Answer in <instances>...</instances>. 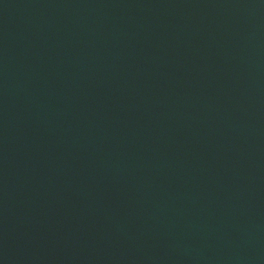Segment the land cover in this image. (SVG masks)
Here are the masks:
<instances>
[{
	"label": "water",
	"instance_id": "1",
	"mask_svg": "<svg viewBox=\"0 0 264 264\" xmlns=\"http://www.w3.org/2000/svg\"><path fill=\"white\" fill-rule=\"evenodd\" d=\"M0 264H264V0H0Z\"/></svg>",
	"mask_w": 264,
	"mask_h": 264
}]
</instances>
